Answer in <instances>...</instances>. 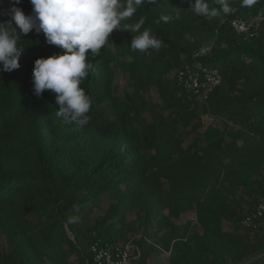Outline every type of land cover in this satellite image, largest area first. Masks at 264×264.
Masks as SVG:
<instances>
[{"label":"trees","instance_id":"16d2710c","mask_svg":"<svg viewBox=\"0 0 264 264\" xmlns=\"http://www.w3.org/2000/svg\"><path fill=\"white\" fill-rule=\"evenodd\" d=\"M240 5L231 0V14L205 18L187 0L145 3L122 23L145 17L143 27L161 48L135 51L130 42L137 33L110 34L100 53L89 56L94 70L81 87L93 104L82 128L56 115L54 93L33 91L35 60L59 47L35 30L20 38V67L0 71V232L10 248L0 249V264H69L74 254L94 264L93 243L130 239L119 227L127 211L137 212L141 231V238L131 237L142 249L137 264L164 250L169 264H231L264 252V229L252 233L241 225L264 198V21L253 34L236 32L228 21L264 16V0ZM162 15L174 18L157 23ZM210 44L203 61L223 81L201 103L173 72ZM119 70L132 86L120 113ZM239 188L252 198L246 210L228 196ZM191 211L198 227L181 222ZM69 212L77 223L67 222ZM250 264H264V257Z\"/></svg>","mask_w":264,"mask_h":264},{"label":"clouds","instance_id":"9594fccd","mask_svg":"<svg viewBox=\"0 0 264 264\" xmlns=\"http://www.w3.org/2000/svg\"><path fill=\"white\" fill-rule=\"evenodd\" d=\"M2 2V0H0ZM159 0H30L34 15H26L16 7L21 0H12V7L0 12L7 21H0V71L11 72L20 67L23 47L22 36L35 30L43 33L49 45L61 50L47 58L35 60L33 91L42 97L45 90L55 94L56 115L63 123L82 128L89 123L93 100L81 87L94 70L89 56H95L109 43V36L116 29L137 33L130 42L132 50L145 52L159 50L162 41L150 28H144L145 17L135 23L131 20L145 4H157ZM198 16L218 18L231 14V0H187ZM258 0H241V7L251 8ZM173 16L162 15L157 21L165 23ZM178 19V13L175 15ZM143 29V30H142ZM74 211L79 206L74 205ZM78 216H70L69 224H75Z\"/></svg>","mask_w":264,"mask_h":264},{"label":"built area","instance_id":"2783aa9c","mask_svg":"<svg viewBox=\"0 0 264 264\" xmlns=\"http://www.w3.org/2000/svg\"><path fill=\"white\" fill-rule=\"evenodd\" d=\"M7 1L11 8L12 0ZM228 21L236 32L253 34L264 21V16L259 13L248 19L235 17ZM212 50V44L196 50L188 60H185L181 66L174 70L179 86L187 93L204 100L223 81L221 72L203 61L211 54ZM241 225L252 233L264 229V198L255 205L251 214H246L242 218ZM90 251L94 264H137L142 256V249L134 238L118 242L97 241L91 245Z\"/></svg>","mask_w":264,"mask_h":264},{"label":"rangeland","instance_id":"374dc122","mask_svg":"<svg viewBox=\"0 0 264 264\" xmlns=\"http://www.w3.org/2000/svg\"><path fill=\"white\" fill-rule=\"evenodd\" d=\"M0 4L3 5L2 11L3 10H7L10 9V4L8 3L7 0H2V2H0ZM18 7L21 8L24 13L26 15H34L33 13V6L30 3V0H21V3L18 4ZM174 73V72H173ZM132 90V86L130 85L129 81H128V77L127 74L122 71L119 70L116 74L115 77V84H114V95H116L119 98V105H118V113L122 112L126 107H127V100H126V93L128 91ZM149 95L154 99L157 98V94L154 90H150ZM201 99V103L205 102L204 99ZM159 98L156 100L158 101ZM168 113V112H166ZM144 115L149 117L148 113H144ZM203 119L205 121H209L208 116L204 115ZM192 138V136H188L185 138L184 140V145H187L188 143H190V139ZM229 199L232 201V203L236 204V203H240L243 207L244 210H246L248 207L252 206L251 202H252V198L250 193L248 192H244L242 190V188L237 189L234 192H231L229 195ZM102 206V210L103 212L106 211L107 207H108V203L103 202L101 204ZM97 212L94 213V215ZM69 216H72V213L69 212ZM31 220L35 221L36 217L34 215L30 216ZM186 220H191L192 224L194 227H198V223L196 222V214L191 211L185 215L182 216L181 222H185ZM119 227H122L123 229V234L124 237L123 239L125 240V238H131V237H136L139 236V238H141V231L138 227V222H137V212H130L127 211L123 214L122 218H121V222L119 224ZM232 228L233 226H228L225 225V228ZM68 235L71 239H74L73 235L71 234L70 231H68ZM122 239V240H123ZM151 243V241H149ZM0 249L1 250H9V242L7 237L0 232ZM162 255L158 258H153V259H149V261L152 264H169L168 263V257L170 254V250H164L162 251ZM68 263L69 264H83L82 263V257L74 254L72 255L69 259H68ZM45 264H54L51 261H46Z\"/></svg>","mask_w":264,"mask_h":264},{"label":"water","instance_id":"95a60500","mask_svg":"<svg viewBox=\"0 0 264 264\" xmlns=\"http://www.w3.org/2000/svg\"><path fill=\"white\" fill-rule=\"evenodd\" d=\"M264 257V252L262 253H259L257 255H255L254 257L248 259V260H245V261H242V262H235V263H231V264H250L260 258H263Z\"/></svg>","mask_w":264,"mask_h":264},{"label":"crops","instance_id":"0c3cea01","mask_svg":"<svg viewBox=\"0 0 264 264\" xmlns=\"http://www.w3.org/2000/svg\"><path fill=\"white\" fill-rule=\"evenodd\" d=\"M149 264H152V263L149 261Z\"/></svg>","mask_w":264,"mask_h":264}]
</instances>
